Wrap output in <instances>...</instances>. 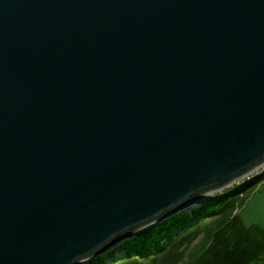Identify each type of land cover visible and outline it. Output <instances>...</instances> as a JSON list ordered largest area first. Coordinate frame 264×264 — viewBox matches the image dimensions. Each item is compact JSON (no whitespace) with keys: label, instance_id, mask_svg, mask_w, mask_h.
Listing matches in <instances>:
<instances>
[{"label":"water","instance_id":"95a60500","mask_svg":"<svg viewBox=\"0 0 264 264\" xmlns=\"http://www.w3.org/2000/svg\"><path fill=\"white\" fill-rule=\"evenodd\" d=\"M263 165L264 0H0V264H83Z\"/></svg>","mask_w":264,"mask_h":264},{"label":"trees","instance_id":"16d2710c","mask_svg":"<svg viewBox=\"0 0 264 264\" xmlns=\"http://www.w3.org/2000/svg\"><path fill=\"white\" fill-rule=\"evenodd\" d=\"M263 183L264 171L83 264H264V226L248 225L240 215Z\"/></svg>","mask_w":264,"mask_h":264},{"label":"rangeland","instance_id":"374dc122","mask_svg":"<svg viewBox=\"0 0 264 264\" xmlns=\"http://www.w3.org/2000/svg\"><path fill=\"white\" fill-rule=\"evenodd\" d=\"M231 187L232 186L228 188ZM200 204L201 203L189 206L185 210H182L180 213L185 211L189 212L191 209L197 208ZM240 215L244 222L248 225L255 223L264 225V183L261 184L257 190H255V192L249 197V199H247L240 210Z\"/></svg>","mask_w":264,"mask_h":264},{"label":"built area","instance_id":"2783aa9c","mask_svg":"<svg viewBox=\"0 0 264 264\" xmlns=\"http://www.w3.org/2000/svg\"><path fill=\"white\" fill-rule=\"evenodd\" d=\"M263 171H264V165L261 168H259L258 170H255L253 173L249 174L248 176L242 178L241 180H239L237 182H234L231 186L233 187L234 185L247 182L248 180H250L251 178L255 177L256 175L261 174Z\"/></svg>","mask_w":264,"mask_h":264},{"label":"crops","instance_id":"0c3cea01","mask_svg":"<svg viewBox=\"0 0 264 264\" xmlns=\"http://www.w3.org/2000/svg\"><path fill=\"white\" fill-rule=\"evenodd\" d=\"M261 226H264V225H261Z\"/></svg>","mask_w":264,"mask_h":264},{"label":"bare ground","instance_id":"6f19581e","mask_svg":"<svg viewBox=\"0 0 264 264\" xmlns=\"http://www.w3.org/2000/svg\"><path fill=\"white\" fill-rule=\"evenodd\" d=\"M107 253H108V252H107ZM107 253H106V254H107Z\"/></svg>","mask_w":264,"mask_h":264}]
</instances>
